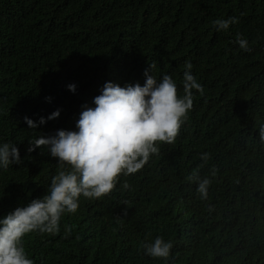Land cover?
<instances>
[{"label": "trees", "instance_id": "1", "mask_svg": "<svg viewBox=\"0 0 264 264\" xmlns=\"http://www.w3.org/2000/svg\"><path fill=\"white\" fill-rule=\"evenodd\" d=\"M232 17L227 32L213 26ZM186 61L204 92L193 90L175 142H158L111 193L81 197L55 234L25 235L34 264H264V0H0V142L17 143L23 161L0 170V217L45 195L57 173L29 139L75 130L105 82L143 84L150 64L182 94ZM57 109L36 131L24 120ZM194 172L212 181L205 200ZM157 236L173 242L168 260L145 254Z\"/></svg>", "mask_w": 264, "mask_h": 264}, {"label": "clouds", "instance_id": "2", "mask_svg": "<svg viewBox=\"0 0 264 264\" xmlns=\"http://www.w3.org/2000/svg\"><path fill=\"white\" fill-rule=\"evenodd\" d=\"M238 22L236 17L217 19L213 26L217 31L227 32L230 25ZM236 43L242 50L250 51L247 39L242 36H237ZM154 68L150 64L145 69L143 84L121 86L105 82L91 105L81 106L75 130L60 129L54 135L39 133L28 140V152L47 149L48 155L57 161L58 169L45 195L0 217V264H34L23 246L25 235L55 234L62 216L77 212L81 197L99 199L111 193L121 175L137 173L152 155L159 153L158 142H175L193 108V90L202 95L204 89L192 74L190 61L184 65L182 94L171 75L164 74L158 79ZM67 87L73 93L77 90L74 83ZM60 114L57 109L47 118L40 117L38 122L27 116L24 120L29 129L36 131ZM259 135L264 142V125ZM201 159L207 162L209 154L202 153ZM22 163L17 143L0 142V170L7 171L10 166ZM189 180L196 182L199 198L207 199L212 181L207 177L201 179L195 172ZM173 247V242L162 236L143 244L147 256L163 260L169 259Z\"/></svg>", "mask_w": 264, "mask_h": 264}]
</instances>
